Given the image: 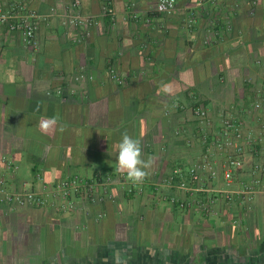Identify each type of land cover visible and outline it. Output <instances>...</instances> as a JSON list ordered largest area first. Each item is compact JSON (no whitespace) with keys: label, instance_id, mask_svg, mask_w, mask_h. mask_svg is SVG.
I'll list each match as a JSON object with an SVG mask.
<instances>
[{"label":"crops","instance_id":"crops-1","mask_svg":"<svg viewBox=\"0 0 264 264\" xmlns=\"http://www.w3.org/2000/svg\"><path fill=\"white\" fill-rule=\"evenodd\" d=\"M24 1L41 16L35 48L0 24V158L17 167L4 176L12 188L27 182L34 190L37 173L48 184L111 176L113 200L69 214L0 206V264H264V188L249 204L220 200L216 214L204 216L151 189L127 194L115 171L125 132L155 161L146 178L152 187L175 167L200 163L197 103L216 126L231 114L246 133L264 134L252 109L264 101V0H175L169 15L156 12L158 0H111L113 20L103 0L76 8V0ZM74 15L96 20L89 37L69 24ZM110 62L127 76L123 86L110 80ZM46 117L59 118L47 135L38 129ZM257 149L239 181L264 163V142ZM214 161L212 185L225 189L223 158ZM161 192L185 199L166 186ZM100 212L106 216L95 221Z\"/></svg>","mask_w":264,"mask_h":264},{"label":"built area","instance_id":"built-area-1","mask_svg":"<svg viewBox=\"0 0 264 264\" xmlns=\"http://www.w3.org/2000/svg\"><path fill=\"white\" fill-rule=\"evenodd\" d=\"M201 2L214 4L213 0H201ZM79 4V0H76L71 7L76 8ZM175 8V0H158L156 12L169 15L175 11ZM102 12L110 19H114L111 0H103ZM40 19L41 16L30 10L24 0H0V24L6 25L9 31L18 33L26 48L36 47V33ZM193 22V18H189L187 25L190 27ZM69 24L82 30V37H89L90 29L94 28L97 22L94 18L74 15L69 18ZM217 34L218 31L213 29L210 35L213 37ZM208 42L209 37L206 39V43ZM82 72L80 78L84 77L85 72ZM108 76L118 86L126 83L127 76L120 73L115 66L109 67ZM252 109L261 113L258 120L264 130V101H257L252 105ZM193 113L200 123L197 137L204 147L201 162L191 167H175L160 184L153 187L146 179L140 184H133L122 174L121 180L126 193L142 195L151 189L160 200L170 203L179 210L194 208L204 216L216 214L215 205L220 200L226 204L251 203L256 194L264 188V163H255L250 167L247 181H239L238 177L246 172L248 157L259 153L257 148L264 142V134L255 138L251 133H246L243 123L231 114L222 117L220 125L216 126L213 117L201 105L196 106ZM217 156L223 158L221 177L225 189L212 185L219 178L214 161ZM16 171L17 167L12 160L6 157L0 158V206H5L9 211L26 207H51L59 214H69L84 205L94 206L113 200L111 176L69 175L48 184L42 174L37 173L36 181L40 184V188L34 190L32 184L27 182L21 183L16 188L9 185L4 173L13 175ZM162 186L183 192L185 199L164 195L161 192ZM105 216L104 212H100L95 216V221H100Z\"/></svg>","mask_w":264,"mask_h":264},{"label":"clouds","instance_id":"clouds-1","mask_svg":"<svg viewBox=\"0 0 264 264\" xmlns=\"http://www.w3.org/2000/svg\"><path fill=\"white\" fill-rule=\"evenodd\" d=\"M59 124L58 117L42 118L38 123V129L42 134H49ZM57 130L63 131L60 126ZM112 155V153H109ZM115 171L124 174L133 184L142 183L154 166L152 157L144 158L141 141L127 132L123 133L115 147Z\"/></svg>","mask_w":264,"mask_h":264},{"label":"trees","instance_id":"trees-1","mask_svg":"<svg viewBox=\"0 0 264 264\" xmlns=\"http://www.w3.org/2000/svg\"><path fill=\"white\" fill-rule=\"evenodd\" d=\"M107 19H109V18H107ZM109 20H110V19H109ZM109 20H108V22H109ZM215 28H216V27H215ZM110 66H114V64H113L112 62H110V64L108 65L107 71H108V69H109ZM115 68H116V67H115ZM116 69H117V68H116ZM196 106H199V103L195 104V105H194V108H195Z\"/></svg>","mask_w":264,"mask_h":264}]
</instances>
